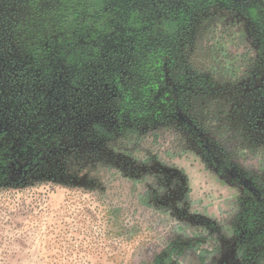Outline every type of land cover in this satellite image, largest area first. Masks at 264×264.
<instances>
[{
  "label": "rangeland",
  "instance_id": "obj_1",
  "mask_svg": "<svg viewBox=\"0 0 264 264\" xmlns=\"http://www.w3.org/2000/svg\"><path fill=\"white\" fill-rule=\"evenodd\" d=\"M127 2L143 6L142 0H62L60 7L36 0L27 3L32 9L13 5L6 10L9 15L19 10L21 27L31 21L34 31L29 36L37 41L47 29L59 36L58 14L65 18L109 15L107 10L102 12L104 6L118 13L119 9L132 11ZM42 17L50 18L42 21ZM104 20L86 21V32L93 40L101 33L124 32L111 30ZM131 20L128 18V23L132 24ZM72 21L63 25L73 26ZM218 23L220 26L213 31H208L206 25L199 28L196 44L185 59L212 77L222 90L238 82L255 54L238 29L233 34L235 39L227 38L225 21ZM153 51L133 56L130 63L120 67L125 72L123 88L132 93L128 98H118L111 90L113 85L98 97L104 101L90 99L88 93L82 94L85 99L75 95L72 102L77 113H70L71 130L81 128L90 134L93 122L102 117L111 119L109 112L114 109L123 115L128 111L131 119L142 120L140 113L133 117L135 113L126 104L128 107L140 98L154 100L156 93L151 91L153 88L147 91L150 78L145 74L156 64L161 68L158 58H163V51ZM93 52L98 58L100 52ZM75 62L70 60L66 71L80 69L81 78L76 81L81 84L86 80L84 87L93 84L94 78H87L95 68L83 65V59L81 65ZM56 65L60 69L61 65ZM111 71L112 67L108 69V80L112 82ZM162 79L161 76L159 80ZM192 99L191 112L203 129L244 166L251 169L252 161L259 163L264 150H258L252 158V139L242 122L231 118L230 95L218 92L209 98ZM79 114L84 118L80 123L75 119L81 117ZM102 148L91 155L88 149H80L67 157L66 174L61 180L38 178L22 186L0 187V264H225L220 246L227 248L233 240L240 195L235 186L208 169L182 126L171 121L154 126L144 123L141 129L128 126L121 132H112ZM172 169L182 174L185 186L178 177L168 175L166 170ZM206 221L214 225L207 228Z\"/></svg>",
  "mask_w": 264,
  "mask_h": 264
},
{
  "label": "flooded vegetation",
  "instance_id": "obj_2",
  "mask_svg": "<svg viewBox=\"0 0 264 264\" xmlns=\"http://www.w3.org/2000/svg\"><path fill=\"white\" fill-rule=\"evenodd\" d=\"M30 1L35 3L36 0H0V187L22 186L38 178L61 180L66 174L67 157L74 156L80 149H88L90 155L102 150L112 132H121L128 126L141 129L144 123L154 126L161 121L163 124L175 122L189 134L193 148L208 169L235 186L240 195L239 210L232 226L233 240L227 248L220 246L224 263L264 264V156L259 158L258 164L252 161L251 169L244 166L196 122L191 112L192 98H209L218 92L230 95L234 116L231 118L236 123L242 122L252 139V158L258 150H264V0H142L140 7L127 2L133 13L129 9H119L118 13L106 7L109 15L65 18L58 14L61 15L56 17L59 36L47 29L43 36L37 35V41L29 36L34 31L32 22L27 21L21 27L19 10L13 13L16 18L6 10L13 5L32 9V5H27ZM45 1L57 7L62 4V0ZM49 18L40 19L48 21ZM90 18L94 22L105 19L111 30L125 33H101L93 40L90 32H86V21ZM128 18H133L132 24L128 23ZM222 20L227 28L224 36L235 39L233 34L240 31L255 56L246 64L238 82L221 90L212 77L196 70L187 59L196 44L199 28L206 25L208 31H213ZM65 21L75 24L66 27ZM132 32L135 33L130 35ZM106 45L110 48H105ZM157 48L163 51V58H158L161 68L158 64L152 68L151 62L152 69L145 74L150 78L147 91L153 88L151 91L156 96L153 101L140 98L135 108L142 120L131 119L128 111L123 115L114 109L109 112L111 119L102 117L101 121L93 122L90 134L81 128L71 130L70 113L76 112L72 102L76 96L85 99L82 94L88 93L90 99L104 101L103 97H98L113 85L111 90L118 98H128L132 93L123 88L125 72L120 67L130 63L131 57ZM94 49L100 52L98 58ZM82 59L86 61L83 65L95 68L94 74L87 78V81L94 78L93 84L88 83L87 87H84L86 80L81 84L76 81L81 78L80 69L66 71L65 66L70 60L81 65ZM111 67L112 82L108 80ZM161 76L164 79L159 80ZM71 92L73 94L69 95ZM126 108L129 105L126 104ZM145 109L151 111L145 112ZM80 116L75 118L79 123L84 120ZM166 172L178 177L185 186L180 172L174 169ZM198 219L202 218H195ZM206 223L207 228L214 225Z\"/></svg>",
  "mask_w": 264,
  "mask_h": 264
},
{
  "label": "trees",
  "instance_id": "obj_3",
  "mask_svg": "<svg viewBox=\"0 0 264 264\" xmlns=\"http://www.w3.org/2000/svg\"><path fill=\"white\" fill-rule=\"evenodd\" d=\"M112 7H109V9H111ZM102 12H105L106 13V7L104 6V8L102 9ZM131 95V94H130ZM138 100H133L130 102L129 104V108L131 110V113H138V111L135 109L138 107ZM135 109V110H134ZM148 110L150 109H145L144 111L147 112ZM151 111V110H150Z\"/></svg>",
  "mask_w": 264,
  "mask_h": 264
}]
</instances>
